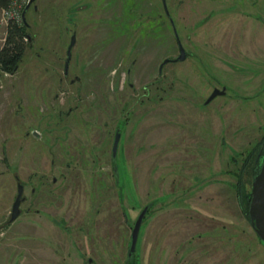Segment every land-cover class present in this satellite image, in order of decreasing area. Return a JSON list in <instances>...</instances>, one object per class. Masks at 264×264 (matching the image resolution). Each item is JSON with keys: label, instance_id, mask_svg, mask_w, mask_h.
I'll use <instances>...</instances> for the list:
<instances>
[{"label": "rangeland", "instance_id": "obj_1", "mask_svg": "<svg viewBox=\"0 0 264 264\" xmlns=\"http://www.w3.org/2000/svg\"><path fill=\"white\" fill-rule=\"evenodd\" d=\"M164 1L169 16L161 0L27 10L25 53L0 70V264H125L148 203L130 264H264L236 194L264 136V0ZM170 21L187 57L159 73L179 54Z\"/></svg>", "mask_w": 264, "mask_h": 264}, {"label": "water", "instance_id": "obj_2", "mask_svg": "<svg viewBox=\"0 0 264 264\" xmlns=\"http://www.w3.org/2000/svg\"><path fill=\"white\" fill-rule=\"evenodd\" d=\"M35 1L36 0H29L22 10L21 17H22L24 24L26 25H27V22H26L25 14L27 10L30 8V6ZM163 2H164L165 13L167 14V16H169L168 10L165 5V1L163 0ZM170 22L173 27V33H174V36H175V39L178 45L179 54L175 58H165L159 65V68H158L159 73L162 72L163 67L167 63L172 62V61H176V62L183 61L187 57L186 51L183 48L179 40L175 27L172 21ZM74 44H75V36L72 35L70 43L66 50V59H65L64 68H63V72L65 76L68 75V64L71 59V50ZM225 92H226L225 87H223L222 89L214 88L211 94L209 95V97L206 99L204 104H208L218 95H224ZM34 134L37 135L36 132H34ZM120 137H121V134L118 128L116 129L114 133L112 149H111V157H112V162L114 164L113 174H114L116 182H118L119 176H118L117 165H116L115 160H116V153H117V148H118V144L120 141ZM255 164H258V167L255 169V174L251 181L248 217H249V224L252 227L253 231L258 236V238L264 243V157L259 160L257 159ZM16 188H17L16 197L12 203V207L10 210V217L8 219L9 223L13 222L20 215L21 213L20 205L24 200V197H23L24 188H23V185L18 181V178H17ZM151 206H152V203H148L147 205H145L140 211V213L138 214L136 220L134 221V224L131 226L130 242H129V247L127 250L125 264H129L130 262H132L134 258L140 228Z\"/></svg>", "mask_w": 264, "mask_h": 264}, {"label": "trees", "instance_id": "obj_3", "mask_svg": "<svg viewBox=\"0 0 264 264\" xmlns=\"http://www.w3.org/2000/svg\"><path fill=\"white\" fill-rule=\"evenodd\" d=\"M10 3L11 0H0V9L8 8ZM25 27L26 24H24V22L23 24H18L13 19L8 20L4 42L0 48V70L2 72L14 73L17 70L18 65L25 53L26 41L29 38ZM257 150L258 151L256 153L252 166V178L255 174V169L258 167V164H255L256 160L262 159L264 157V136L260 141ZM236 194L239 200V204L242 207L244 217L249 221L248 207L250 201V193L243 192V185L240 175H238L236 184Z\"/></svg>", "mask_w": 264, "mask_h": 264}, {"label": "built area", "instance_id": "obj_4", "mask_svg": "<svg viewBox=\"0 0 264 264\" xmlns=\"http://www.w3.org/2000/svg\"><path fill=\"white\" fill-rule=\"evenodd\" d=\"M29 0H11L10 5L6 9H1L2 17L0 19L1 23H4L5 26L9 19L15 20L18 24L21 23L22 17L21 13L25 5ZM5 35L0 38V48L4 42Z\"/></svg>", "mask_w": 264, "mask_h": 264}, {"label": "flooded vegetation", "instance_id": "obj_5", "mask_svg": "<svg viewBox=\"0 0 264 264\" xmlns=\"http://www.w3.org/2000/svg\"><path fill=\"white\" fill-rule=\"evenodd\" d=\"M162 1V9H164L165 10V8H164V2H163V0H161ZM167 15V14H166ZM178 46V45H177ZM65 78H68V75L67 76H65ZM16 180H17V178H16ZM24 188V187H23ZM24 200H25V198H24ZM24 200H23V202H24Z\"/></svg>", "mask_w": 264, "mask_h": 264}]
</instances>
